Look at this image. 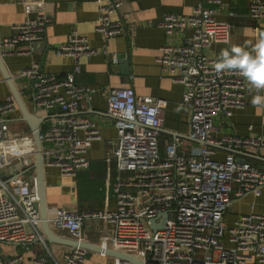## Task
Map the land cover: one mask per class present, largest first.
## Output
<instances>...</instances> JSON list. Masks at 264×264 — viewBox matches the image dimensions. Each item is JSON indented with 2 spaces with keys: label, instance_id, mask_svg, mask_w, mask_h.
<instances>
[{
  "label": "built area",
  "instance_id": "1",
  "mask_svg": "<svg viewBox=\"0 0 264 264\" xmlns=\"http://www.w3.org/2000/svg\"><path fill=\"white\" fill-rule=\"evenodd\" d=\"M247 1L249 16L254 21L264 20L262 0ZM123 2L97 0L94 28L106 40L126 33L123 20L113 18ZM221 3L196 0L190 14L165 13L157 23L166 35L192 30L179 44H161L155 61L173 82L183 85L181 103L190 110L189 136L203 143L190 153H179L177 144L169 143L161 155L158 135L166 100L136 96L130 87L108 89L107 111L116 136L109 142L105 159L113 160L117 169L111 186L115 207L79 212L57 206L48 218L54 232L65 231L69 237L83 240L85 222L96 219L110 225L98 242L102 254L110 248L132 254L142 264H264V213L240 214L230 226L223 220L232 197L260 195L264 169L237 160L231 151L216 159L215 149L256 151L264 149V137L213 134L214 116L229 118L245 105L242 75L216 72L218 58L205 52L230 39L232 24L216 19ZM49 21L41 12L11 24L12 34L0 40L1 56L32 55ZM99 52L106 51L73 31L54 47L56 56L72 61L64 76L42 72L36 60L16 75L29 80L35 113L47 116L40 126L44 167L57 169L62 177L72 178L86 169L87 152L92 142L101 138L99 125L79 114L81 104L89 102L99 89L75 81L79 60ZM118 59L112 54L111 64L116 65ZM17 111L10 92L0 99V243L39 241L48 254L30 263L19 253L0 254V264H84L86 249L73 247L58 260L42 239L38 197L30 172H26L33 162L34 140L25 122L15 116ZM161 223L162 228L152 226ZM111 264L131 263L112 257Z\"/></svg>",
  "mask_w": 264,
  "mask_h": 264
},
{
  "label": "crops",
  "instance_id": "2",
  "mask_svg": "<svg viewBox=\"0 0 264 264\" xmlns=\"http://www.w3.org/2000/svg\"><path fill=\"white\" fill-rule=\"evenodd\" d=\"M195 3L196 0H124L119 14L113 18L119 16L123 20L126 33L106 40L94 28L98 12L97 0H0V40L12 34L10 26L13 23L34 17L41 12L50 17L43 32L42 42L38 47H34L32 55L12 54L3 57L8 72L13 76L30 109L34 108L30 82L26 78L16 77L21 68L36 60L42 72L64 76L71 70L72 61L68 57L56 56L54 47L73 31L85 36L92 46L100 50L104 48L106 51L82 57L79 60L80 71L75 73L77 84L99 89L89 102L81 104L79 114L89 117L99 125L101 138L93 141L87 152L89 166L79 170L74 177H62L57 169L45 168L49 216L53 215L57 206L79 212L111 210L115 207L111 186L117 169L113 160L108 162L105 159L109 142L116 136L113 118L108 113L106 104L107 91L110 88L130 87L136 96L160 97L166 100L158 135L161 155H164L169 143H176L179 153L196 151L201 145L189 139L190 110L181 103L183 85L173 82L155 61L161 44L165 42L179 44L182 37L190 36L192 33L191 28H185L166 35L157 26L158 21L165 13L188 15ZM230 12L233 14L229 15ZM216 19L232 24L229 42L215 43L205 50L208 55L216 58L222 49L233 44L242 45L246 39H251L256 29L264 31V20L254 21L249 16L247 0H222L217 6ZM112 54H117L119 58L116 65L111 64ZM248 88V82L245 80V105L242 108L235 109L229 118L222 114L213 117L215 136L254 133L264 137V110L253 107L251 104L253 94L249 93ZM9 92L0 74V99ZM15 116L21 117L19 108ZM24 125L29 129L26 123ZM11 126L20 128L15 123ZM180 140L181 143L178 142ZM226 152L223 147L216 148L214 158L222 159ZM234 155L240 161L245 160L264 169V149L236 150ZM250 211L264 213V187L258 196L246 194L240 198L232 197V203L224 212L223 220L230 226L238 215ZM84 230V239L98 244L101 235L110 230V225L101 220L90 219L85 222ZM57 234L68 236L65 231H58ZM51 245L57 249L58 256H53L58 260H62L63 253L71 249L58 244ZM1 251L6 255L19 253L29 263L38 256L48 254L47 249L39 241H32L29 244H4ZM111 262V255L86 249L84 264Z\"/></svg>",
  "mask_w": 264,
  "mask_h": 264
},
{
  "label": "water",
  "instance_id": "3",
  "mask_svg": "<svg viewBox=\"0 0 264 264\" xmlns=\"http://www.w3.org/2000/svg\"><path fill=\"white\" fill-rule=\"evenodd\" d=\"M125 62V61H124ZM0 74L2 80L7 84L10 93L13 95L16 104L20 110V120L25 122L29 128L30 134L34 140V158L33 162L30 165L29 169L26 172L29 173V178L34 182V188L36 195L38 197V209L41 219V235L42 239L46 244H58L67 247H80L96 252H101L102 248L98 244L91 243L85 239L77 240L71 238L69 236H62L54 232L49 223H48V207L46 201V185H45V167H44V155L42 150V140L40 138V126L41 123L47 119L46 115H37L35 113L34 108L30 109L21 95V92L18 90L14 78L8 72L6 65L4 63L3 57L0 54ZM190 140H194L202 144L203 142L189 136ZM227 151H231L232 153L236 152V150L226 149ZM239 160V159H237ZM240 161V160H239ZM243 161V160H242ZM164 223V222H163ZM163 223L160 225H152L153 228H162ZM105 253L111 255L112 257H117L123 260L129 261L131 264H142V261L133 256L132 254L121 252L118 250H113L107 248Z\"/></svg>",
  "mask_w": 264,
  "mask_h": 264
},
{
  "label": "clouds",
  "instance_id": "4",
  "mask_svg": "<svg viewBox=\"0 0 264 264\" xmlns=\"http://www.w3.org/2000/svg\"><path fill=\"white\" fill-rule=\"evenodd\" d=\"M214 69L218 73L239 72L248 82L249 93L253 94L251 104L264 110V31L256 29L254 36L246 39L244 44L222 49Z\"/></svg>",
  "mask_w": 264,
  "mask_h": 264
},
{
  "label": "rangeland",
  "instance_id": "5",
  "mask_svg": "<svg viewBox=\"0 0 264 264\" xmlns=\"http://www.w3.org/2000/svg\"><path fill=\"white\" fill-rule=\"evenodd\" d=\"M3 245H4V244H1V243H0V254H3V252L1 251ZM54 247H55V246H52L51 244H48V248H49V250L52 252V254H53L54 256H56V255L58 256L57 249H54ZM8 248L12 249L11 246H8ZM64 249H65V248H64ZM64 249H62V250H64Z\"/></svg>",
  "mask_w": 264,
  "mask_h": 264
}]
</instances>
